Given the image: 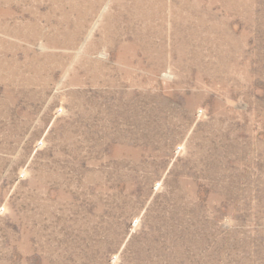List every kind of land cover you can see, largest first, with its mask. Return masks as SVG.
Listing matches in <instances>:
<instances>
[{
  "label": "rangeland",
  "instance_id": "1",
  "mask_svg": "<svg viewBox=\"0 0 264 264\" xmlns=\"http://www.w3.org/2000/svg\"><path fill=\"white\" fill-rule=\"evenodd\" d=\"M0 264H264V0H0Z\"/></svg>",
  "mask_w": 264,
  "mask_h": 264
}]
</instances>
